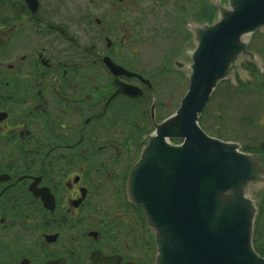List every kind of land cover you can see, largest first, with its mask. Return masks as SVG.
Returning <instances> with one entry per match:
<instances>
[{"label":"flooded vegetation","instance_id":"flooded-vegetation-1","mask_svg":"<svg viewBox=\"0 0 264 264\" xmlns=\"http://www.w3.org/2000/svg\"><path fill=\"white\" fill-rule=\"evenodd\" d=\"M214 7L210 0H0V264H156V233L130 198L129 180L156 125L181 105L185 65L135 54L134 44L139 25L172 15L181 26L184 12L193 40L192 26L211 24ZM263 39L264 28L249 45L261 66L241 61L231 69L237 83L220 84L245 94L248 68H256L264 93ZM263 141L253 154L264 166ZM255 194L260 209L264 191Z\"/></svg>","mask_w":264,"mask_h":264},{"label":"water","instance_id":"water-1","mask_svg":"<svg viewBox=\"0 0 264 264\" xmlns=\"http://www.w3.org/2000/svg\"><path fill=\"white\" fill-rule=\"evenodd\" d=\"M216 5L212 24L192 26L196 47L181 105L156 125L130 174V198L156 233V264H264L253 241L258 206L252 196L264 190V166L240 143L200 125L218 84L235 82L233 66L247 59L261 66L248 37L264 28V0ZM174 138L181 144L169 141Z\"/></svg>","mask_w":264,"mask_h":264},{"label":"rangeland","instance_id":"rangeland-1","mask_svg":"<svg viewBox=\"0 0 264 264\" xmlns=\"http://www.w3.org/2000/svg\"><path fill=\"white\" fill-rule=\"evenodd\" d=\"M210 1H212L215 5L221 2V0ZM195 15L199 18L198 13ZM217 16L218 10L214 13V19L217 18ZM186 17L187 19H190L191 15L189 12H184L183 18L181 19V26H179L180 23L177 20H172L174 19L172 15L170 17V21L168 22L161 20L158 21L155 18H152L143 25H139L141 27L139 33L140 41H138L137 44H134L135 54L159 56L158 61L165 56L170 60L177 57V59L185 65L183 68L184 74L187 75L190 73V55L196 46V40H194L195 38L192 40V36L186 35V30L182 25V21ZM198 24L200 25V23ZM142 36L145 38L149 36V38L141 39ZM248 38L250 40L251 36ZM260 43H262V37L260 38ZM254 45H258V43L255 42ZM252 47L256 48L255 46ZM261 47L264 49V43ZM176 51H178V53H176ZM169 59L164 60V62H168ZM185 75L184 77L186 78ZM247 75L248 74L246 72H243L241 76L245 79ZM169 77L174 80L172 76ZM184 77H181L182 79L180 82L181 95H184L188 89V82ZM168 86L169 83L167 80L165 90L166 93L169 90L172 91V89H170L172 86L169 88ZM226 88L227 87L225 86L224 91ZM225 93L220 90L212 96L203 117V124L201 123L203 129L210 135L238 143L242 142V139H245L246 141L252 139L254 134L255 136L253 138L257 137L258 139L260 136L263 137L264 94L252 92L247 95L243 93L238 95L233 93L234 96L230 98ZM217 126H219L218 131H216ZM218 133H220L223 137ZM252 196L255 201H257L256 194L254 193ZM261 242L264 243V234Z\"/></svg>","mask_w":264,"mask_h":264},{"label":"trees","instance_id":"trees-1","mask_svg":"<svg viewBox=\"0 0 264 264\" xmlns=\"http://www.w3.org/2000/svg\"><path fill=\"white\" fill-rule=\"evenodd\" d=\"M215 12H216V7H214V13ZM248 69L250 70V72L252 71V77L250 78V80L246 81V90L247 91H246L245 95L252 93V92L259 94V91H257L256 87H255V84L257 82V79H256L257 78L256 73H258L257 69L256 68H250V67ZM225 86L227 88L224 91ZM220 90L223 91L224 93L226 92L225 94L228 95V97H230V98L232 96H234L233 93L238 94V95L241 94V92H239L238 90H234V89L228 87L227 82L226 83L223 82L222 84H220V86L216 89L214 94ZM262 94H264V93H262ZM206 108H205L204 114L202 115V117L200 119V123H202V124H203V117L206 113ZM218 129H219V126H217L216 131H218ZM218 134H220V133H218ZM220 136H222V135L220 134ZM254 136H255V134H254ZM254 136H252V139L247 140V141L245 139H242V142H240V144H241V148L244 151L254 153L261 148V142L264 139V136L263 137L260 136L258 139H257V137L253 138ZM259 211H260V213L257 215L256 221H255V230H254L253 241H254L255 249L259 252V254L264 256V243L261 242L263 240V234H264L263 233V229H264V227H263V224H264V207H260Z\"/></svg>","mask_w":264,"mask_h":264}]
</instances>
